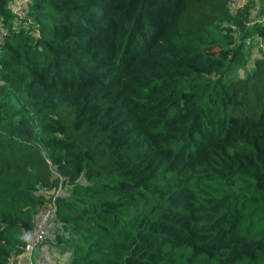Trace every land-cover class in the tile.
Instances as JSON below:
<instances>
[{
	"label": "trees",
	"instance_id": "trees-1",
	"mask_svg": "<svg viewBox=\"0 0 264 264\" xmlns=\"http://www.w3.org/2000/svg\"><path fill=\"white\" fill-rule=\"evenodd\" d=\"M19 1L0 264L45 205L63 264H264V0Z\"/></svg>",
	"mask_w": 264,
	"mask_h": 264
},
{
	"label": "built area",
	"instance_id": "built-area-1",
	"mask_svg": "<svg viewBox=\"0 0 264 264\" xmlns=\"http://www.w3.org/2000/svg\"><path fill=\"white\" fill-rule=\"evenodd\" d=\"M30 1L31 0H20L14 9V13L23 19V13L29 8ZM245 1L246 0H231V5L234 7L239 6ZM14 28L17 29V26ZM260 46L264 51V40L262 39H260ZM53 216L52 206H43L35 217L33 230L24 236L23 253L20 257L25 258L28 261V264H51L49 260L41 254V248L50 240H53ZM10 264L19 263H14V261H12Z\"/></svg>",
	"mask_w": 264,
	"mask_h": 264
},
{
	"label": "crops",
	"instance_id": "crops-1",
	"mask_svg": "<svg viewBox=\"0 0 264 264\" xmlns=\"http://www.w3.org/2000/svg\"><path fill=\"white\" fill-rule=\"evenodd\" d=\"M56 251L57 249L50 243V241L41 248V254L46 257L51 264H63L67 257L64 260V257L60 256L58 252L55 254ZM16 262L19 264H28V261L20 256L14 261V263Z\"/></svg>",
	"mask_w": 264,
	"mask_h": 264
},
{
	"label": "rangeland",
	"instance_id": "rangeland-1",
	"mask_svg": "<svg viewBox=\"0 0 264 264\" xmlns=\"http://www.w3.org/2000/svg\"><path fill=\"white\" fill-rule=\"evenodd\" d=\"M242 3V2H241ZM246 3V1L245 2H243L241 5H239V6H235V8H241V7H243V5ZM235 4V3H234ZM260 46V45H259ZM57 253V251L55 252V254Z\"/></svg>",
	"mask_w": 264,
	"mask_h": 264
}]
</instances>
